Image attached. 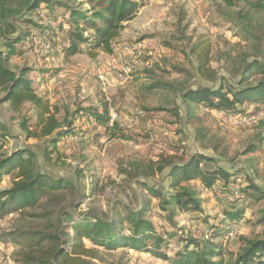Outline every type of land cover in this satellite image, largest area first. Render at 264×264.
Here are the masks:
<instances>
[{
    "label": "rangeland",
    "instance_id": "374dc122",
    "mask_svg": "<svg viewBox=\"0 0 264 264\" xmlns=\"http://www.w3.org/2000/svg\"><path fill=\"white\" fill-rule=\"evenodd\" d=\"M142 1L143 6L134 18L124 23V28L112 41L111 54L100 48L89 52L83 47L80 52L64 57V53L57 50L62 43L61 34H55L44 19L39 21L36 10L31 17L43 25L44 32L34 29L35 36L25 43V52L6 61V66L15 73L23 67L29 69L27 75L34 81L36 93L59 108L56 114L59 120L65 117L70 120L71 114L78 109L79 114L73 120V133L61 138L52 152L47 138H27L21 129V122L33 129L36 113L30 104L23 103L17 110L8 102L0 103V125L3 126L0 135H4L0 139V158L16 150L29 149L34 153L40 171L67 179L74 188L48 194L41 200L40 207L29 208L23 213L14 211L0 219V264H19L22 252L27 249L6 239L8 234L14 235L19 229L34 232L35 237L39 236L36 233H53L55 223L51 219L62 210L71 211L77 218L81 212L106 216L115 206L136 211L148 200L150 219L160 230L169 229V221L160 217L164 213L158 208L159 198L149 196L136 183L137 179L143 180L163 194L171 191L167 176L169 167L152 176L128 178L126 171L131 163H138L142 168L152 161H159L160 157L175 155L185 160L200 153L212 157L216 164L229 171H237L239 186L252 181L264 189V144L255 152L245 151L256 134L264 136V124H260L264 123V106L259 105L251 116L230 114L235 116L231 118L236 122L201 107L196 113L204 122L198 132V125L187 117L178 91L181 87H216L220 83L225 88L235 87L239 66L236 57L253 60L263 51V42L254 49L251 43L236 34L222 18V12L229 11L224 0ZM69 3L75 5V2ZM255 34L262 41L263 34ZM197 41L210 45V65L217 72L214 82L197 72V61L190 50ZM4 42L0 36V51L6 53ZM47 44L49 49L44 47ZM51 50L54 56H48ZM173 66L183 72L173 70ZM44 69L59 71L47 77L41 72ZM156 82L166 85L156 86ZM151 85L154 86L150 88ZM2 96L3 92L0 93ZM103 101L108 103V112L112 110L116 115L114 135L104 132L102 126L83 113L88 107H100ZM252 108L253 105L247 106L248 113ZM46 149L48 157L44 156ZM202 164L213 167L212 162ZM12 175L13 172L4 175L1 189L11 185ZM189 184L198 185L197 181ZM200 197L203 214L199 216L187 211L174 217L177 226L197 240L207 237L202 216L209 217L208 224L218 225L222 221L220 214L223 215V210L235 201L233 195L223 196L211 190ZM263 207L264 200L244 211L237 225L240 233L235 239H219L223 249L235 252L243 242L242 238L263 236L264 222H257ZM45 212L49 215H39ZM173 242L172 249H176L178 240ZM97 249V257L91 259L95 264H170L147 252L125 248Z\"/></svg>",
    "mask_w": 264,
    "mask_h": 264
},
{
    "label": "trees",
    "instance_id": "16d2710c",
    "mask_svg": "<svg viewBox=\"0 0 264 264\" xmlns=\"http://www.w3.org/2000/svg\"><path fill=\"white\" fill-rule=\"evenodd\" d=\"M69 2H75V5ZM224 3L225 8L229 9L222 12L225 22L232 26L240 38L251 43L254 49L263 42V51L251 61H246L244 56L236 57L239 66L235 87L225 88L220 83L216 87L179 88L187 117L190 122L198 125V132L199 128H203L204 122L203 117L196 113V109L201 107L204 110L223 111L237 116H251L257 112L259 105L264 106V0H224ZM41 5L47 11L46 16L55 23L54 26L47 25L55 34L60 33L62 36L61 46L59 44L57 50L67 57L80 52L83 47L89 52L100 48L101 51L111 54L112 41L124 28V23L134 18L143 6V1L0 0V36L5 39L7 50L6 53L0 51V93L3 92L0 103L8 102L17 110L23 103L30 104L36 113L33 129L25 122H21V129L25 131L27 138H47L53 152L61 138L73 133V120L79 114V109L71 114L70 120L67 117L59 120L56 117L59 108L49 104L43 96L36 93L34 81L27 75L29 69L23 67L19 73H15L5 64L10 57L25 52L23 47L26 40L35 36L34 29L43 31V25L31 17ZM42 19L40 17L39 21ZM255 32L263 34L262 41H259ZM190 50L196 58L198 74L214 82L217 72L210 65V45L205 41H197ZM48 56H54L52 50ZM172 69L183 72L175 66ZM58 71L59 69L41 70L47 77L56 75ZM40 80H43V77ZM155 85L166 84L156 82ZM251 105L252 111L248 113L247 106ZM83 113L102 126L104 132L115 134V124L112 122L109 126L107 102L103 101L100 107H88ZM1 128L3 129V126L0 125ZM3 136L0 135V139H3ZM263 144L264 136L256 134L245 151L255 152ZM48 155L46 149L44 156ZM160 158L159 161H152L144 166L145 169L139 167L138 163H131L126 173L128 178H138L140 175L148 177L161 172L166 166L169 167L167 176L171 191L164 194L143 180H136L139 187L145 189L149 196L159 198L158 208L164 213L163 217H160L169 221V229L160 230L150 219L151 206L148 200L136 211L125 207L118 209L115 206L106 216L81 212L77 218L71 211L62 210L51 219L55 223L53 233H36L39 236L35 237L34 232L19 229L14 235L6 236V239L10 238V241L22 244L27 249H35H25L19 264H95L91 259L97 257V248L108 251L125 248L147 252L170 264H264V233L261 238H242L243 242L233 252L223 249L222 240H219L228 232L223 221L218 225L208 224L209 217L202 216L203 222L206 223L207 237L198 240L184 233V228L178 227L174 221L176 215L187 211L196 212L200 216V195L211 190L223 196L227 194L235 197L234 204L224 209L223 215L228 223H236L247 208L264 200V189L252 181L246 186H239L237 171H229L204 154L196 153L185 160L175 155ZM202 162H212L213 167L207 168ZM12 172L11 185L5 189L0 188V219L14 211L23 213L29 208L40 207L41 200L48 194L62 189H74L69 180L52 177L40 171L35 155L29 149L16 150L0 158V183L4 175ZM191 181H197V187L190 185ZM39 215L45 217L49 212ZM259 215L257 222L263 223L264 207L259 211ZM61 227L64 230L60 231ZM69 229L70 231H67ZM175 239L178 240V246L172 249L171 243H174ZM84 242L90 245L86 246ZM224 253L226 257H223Z\"/></svg>",
    "mask_w": 264,
    "mask_h": 264
},
{
    "label": "built area",
    "instance_id": "2783aa9c",
    "mask_svg": "<svg viewBox=\"0 0 264 264\" xmlns=\"http://www.w3.org/2000/svg\"><path fill=\"white\" fill-rule=\"evenodd\" d=\"M46 13H47V11H46V9H44L43 8V6L41 5L40 7H39V9H37V14L40 16V17H42L45 21H46V23L47 24H49V25H51V26H54V22L53 21H51L47 16H46ZM29 40V39H28ZM28 40H26V42H28ZM25 42V43H26ZM46 49H49L50 47H49V45L47 44V45H45L44 46ZM24 49H26L25 48V45H24V47H23ZM52 59V58H51ZM210 112L211 111H213V110H209ZM214 112H216L219 116H222V115H224L225 116V118L228 120L229 119V121L231 122V121H234V122H236L235 120H233L231 117H235V116H231L230 114H228V113H226V112H223V111H217V110H214ZM108 116H109V123L111 124L113 121H114V119H115V113H113L112 112V110L111 111H109L108 112ZM220 218H221V220L224 222V225L228 228V232H227V234L225 235V238L226 239H235V236L238 234V233H240V228L238 227L239 225H238V223L239 222H236V223H228L227 221H226V218L224 217V215H221L220 214ZM238 225V226H237Z\"/></svg>",
    "mask_w": 264,
    "mask_h": 264
}]
</instances>
